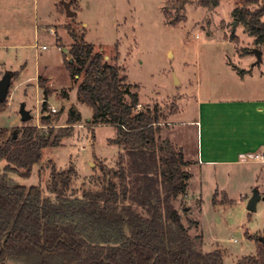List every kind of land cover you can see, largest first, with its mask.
I'll list each match as a JSON object with an SVG mask.
<instances>
[{
  "label": "rangeland",
  "instance_id": "rangeland-1",
  "mask_svg": "<svg viewBox=\"0 0 264 264\" xmlns=\"http://www.w3.org/2000/svg\"><path fill=\"white\" fill-rule=\"evenodd\" d=\"M59 1L0 0V81L10 75L6 108L0 112V144L25 126L42 128L44 115L50 118L48 128H66L73 104L81 114L71 136L56 148H46L29 177L11 175L12 181L39 186L44 196L53 197L51 171L70 170L67 195L81 198L99 189L104 171L117 167L121 150L110 142L115 128L90 126L91 109L76 103L81 77L71 78L64 65L73 34L122 69L121 77L138 94V109L158 106L161 137L173 133L182 145L190 179L186 197L175 206L184 223L199 222L191 234L202 233V251L220 250L225 264L255 255L253 238L264 235V165H198L196 127L186 124L194 117L198 90L208 96L217 91L219 98H227L228 90L250 92L253 82L240 83L238 75L251 65L254 72L264 68V49L253 44L241 25L233 26L231 11L242 0H222L211 10L197 0H186L185 5L182 0H65L71 2L73 17L66 16ZM259 4L264 7V0ZM253 49L262 51L260 63ZM228 60L238 72L243 70L241 74L228 71ZM22 106L31 116L27 122L20 119ZM172 116L174 126L169 125ZM4 166L0 161V169ZM255 194L259 196L255 211H248ZM183 206L190 209L188 214Z\"/></svg>",
  "mask_w": 264,
  "mask_h": 264
},
{
  "label": "trees",
  "instance_id": "trees-1",
  "mask_svg": "<svg viewBox=\"0 0 264 264\" xmlns=\"http://www.w3.org/2000/svg\"><path fill=\"white\" fill-rule=\"evenodd\" d=\"M221 1L197 0L209 10ZM259 3L242 0L231 18L244 27L255 46L264 49V7ZM72 37L64 65L71 78L81 77L76 100L91 109L90 126L115 128L110 142L121 150L117 167L104 171L99 189L81 198L67 195L70 170L51 171L53 197L44 196L39 186L12 181L11 175L29 177L46 148H56L71 136L81 119L73 107L66 128H48L50 118L44 115L42 128L25 126L15 137L6 138L0 144V161L5 162L0 169V264H225L220 250L202 251V233L191 234L199 222L184 223L175 206L187 195L190 163L161 137L158 106L137 109L138 94L121 77L122 69L83 38ZM5 101L0 102V112ZM42 111H47L46 102ZM216 197L217 193L213 205ZM200 206L198 202V212ZM182 211L188 214L190 209L183 206ZM253 239L256 254L235 264H264V245Z\"/></svg>",
  "mask_w": 264,
  "mask_h": 264
},
{
  "label": "crops",
  "instance_id": "crops-1",
  "mask_svg": "<svg viewBox=\"0 0 264 264\" xmlns=\"http://www.w3.org/2000/svg\"><path fill=\"white\" fill-rule=\"evenodd\" d=\"M242 28L247 34L243 26ZM262 57L263 55L261 60ZM253 66L246 69L241 76L237 73V67L228 60V71L238 75L240 83L253 82L250 92L234 94L228 90L227 98H219L216 96L217 91H210L209 96L205 91H197V97L194 98L195 114L186 124L196 127L195 158L198 165H264L260 162L242 161V156L246 154H264V68L254 72ZM76 103L80 104L77 100ZM70 107L80 114L76 105ZM174 116L169 122L171 126L175 125L172 122ZM173 137L172 133L162 138L168 139L176 148L182 150V145ZM261 171L264 174L263 169Z\"/></svg>",
  "mask_w": 264,
  "mask_h": 264
},
{
  "label": "water",
  "instance_id": "water-1",
  "mask_svg": "<svg viewBox=\"0 0 264 264\" xmlns=\"http://www.w3.org/2000/svg\"><path fill=\"white\" fill-rule=\"evenodd\" d=\"M59 3L63 6L67 17H73L75 15V12L71 10L70 1L60 0ZM236 25L237 23L233 22V26H236ZM252 52L256 58V63H259L261 61L262 51L258 49H253ZM9 82H10V75L8 74L5 75L4 78L0 81V102H3L4 100H6L7 92L9 88ZM19 115H20V119L22 122H27L31 119L30 113L26 111L23 106L19 110ZM258 200H259V196L255 194L248 203V207H247L248 211H255V206ZM257 240L262 245H264V235L258 236Z\"/></svg>",
  "mask_w": 264,
  "mask_h": 264
},
{
  "label": "built area",
  "instance_id": "built-area-1",
  "mask_svg": "<svg viewBox=\"0 0 264 264\" xmlns=\"http://www.w3.org/2000/svg\"><path fill=\"white\" fill-rule=\"evenodd\" d=\"M45 47H43L44 49ZM139 108V105H137V109ZM50 111L52 113H55L56 110L54 108H50ZM242 161L245 162H260V163H264V154H260V153H251V154H246L244 156H242Z\"/></svg>",
  "mask_w": 264,
  "mask_h": 264
}]
</instances>
